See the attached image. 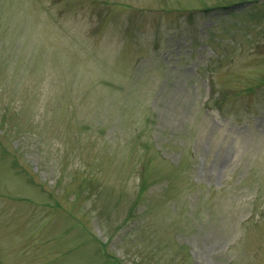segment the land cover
Listing matches in <instances>:
<instances>
[{
    "label": "rangeland",
    "instance_id": "obj_1",
    "mask_svg": "<svg viewBox=\"0 0 264 264\" xmlns=\"http://www.w3.org/2000/svg\"><path fill=\"white\" fill-rule=\"evenodd\" d=\"M0 264H264V0H0Z\"/></svg>",
    "mask_w": 264,
    "mask_h": 264
},
{
    "label": "trees",
    "instance_id": "obj_2",
    "mask_svg": "<svg viewBox=\"0 0 264 264\" xmlns=\"http://www.w3.org/2000/svg\"><path fill=\"white\" fill-rule=\"evenodd\" d=\"M144 181V182H143ZM147 180H145V179H143L142 181H141V184H140V190H139V195H142V193L143 192H145V189H147Z\"/></svg>",
    "mask_w": 264,
    "mask_h": 264
}]
</instances>
